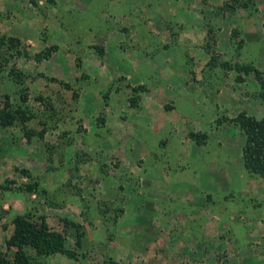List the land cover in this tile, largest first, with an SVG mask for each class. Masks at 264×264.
<instances>
[{"label":"rangeland","instance_id":"374dc122","mask_svg":"<svg viewBox=\"0 0 264 264\" xmlns=\"http://www.w3.org/2000/svg\"><path fill=\"white\" fill-rule=\"evenodd\" d=\"M192 1L144 0L135 20L132 6L121 9V3L0 0V245L5 250L16 231L14 219L31 213L35 221L44 218L76 254L31 249V264H229L232 244L216 260L188 256L201 245L195 232L188 234L192 244L182 240L195 200L190 203L184 194L181 178L200 164L176 155L185 143L206 146L213 139L224 143L228 156L231 143L242 147L246 140L231 119L242 111L264 113V86L254 71L237 69L254 66L264 76V58H254L258 50H249L237 26L231 28L232 12L263 14L264 3L212 0L210 13H223L228 31L217 37L206 19L202 44V28L176 22L180 6ZM205 1L196 0L193 9ZM119 33L125 52L109 47ZM100 60L106 67L96 65ZM140 127L157 130L146 129L143 141ZM158 127H176L179 135ZM204 136L207 142H199ZM160 166L166 178L157 182ZM223 166L240 171L252 182L251 193L261 195L205 190L209 214L264 207V177L246 169L243 154L236 165ZM174 175L178 181L170 178ZM173 180L181 183L179 194ZM233 221L247 223L249 213L241 210Z\"/></svg>","mask_w":264,"mask_h":264},{"label":"crops","instance_id":"0c3cea01","mask_svg":"<svg viewBox=\"0 0 264 264\" xmlns=\"http://www.w3.org/2000/svg\"><path fill=\"white\" fill-rule=\"evenodd\" d=\"M91 1H93L94 3H109L111 5L121 3L123 5L119 6L121 9H123L125 5L132 6V12H130L129 14L137 16V18H133L135 20L139 18L138 12L141 11V9H144V0H88V2ZM149 1H152V4L154 5H159V3L162 4V2L165 0ZM217 1H219V3H222L221 5H223V0ZM260 1L261 4L264 3L262 2L264 0ZM210 2H212V0L202 2L203 5L199 10H194L192 7L193 4L196 3V0H194V2L192 1L191 4H189L190 6H180V8L182 9V13H178L179 16H177L176 20V22L178 23L184 20L186 24L185 26H189V30H197L198 28H202V44L203 42L205 44V38H207L208 36V31H203V29H205L204 22L206 19H210V21L213 22L214 26H212V28H216L217 37L226 35V33L224 32L228 29L223 22V19L226 18L223 13H220L219 11L215 12L214 14H212V12L210 13V7H212V5L214 4H211ZM175 7L177 10L178 5L174 6V8ZM174 11H170L168 9L169 14L176 15ZM159 15L160 14L157 15L156 19L159 18ZM232 15L234 16V25L231 27L232 30L237 26L239 34L238 36L245 38V42L248 46H250L249 50L253 46L258 50L257 53L259 54L254 58H264V13L255 16H248L245 10L238 9L234 13L232 12ZM199 20L200 22H196ZM229 30L232 31L230 28ZM260 36L262 37V40L258 39ZM123 39V35L119 33L118 37L116 38L117 41L114 40V44H109V47H113V45H115V48H118L120 51L125 52L126 50L122 49L123 46H121L123 45ZM219 44L217 45V50L220 51ZM99 64H104L106 67L107 62L100 60V62L96 63V65L99 66ZM147 111L150 110L147 109ZM258 115L259 114H255V116L259 119L260 117H264V113H262L260 117ZM148 128L153 129V131L157 130L156 127H140V129L143 130L144 134V136H142L143 141L146 138V129ZM158 129H161L162 131L167 132L170 135H172L173 133L179 135L176 127H158ZM178 131L180 132V130ZM179 138L181 139L183 137L179 136ZM185 142L186 141H184L183 143ZM231 144V146H228V148L231 149V152L227 153L228 156H225V152L223 151L225 146L224 143H219L218 140L213 139H209V143L208 145L206 144V146H201L197 143H193V145L190 147V145H186L185 143L181 146L178 155H176L177 158L179 157L177 160L186 162L188 161L187 158L189 157L193 162L200 164V166L197 167L193 166L194 168L192 169L191 173L188 176L181 178V180H183L181 181V183L187 186L186 190L183 191L184 194H187L192 198V200H190V203L191 201L195 200V202H192L189 206V216L187 217V220L184 224V227L186 229V231L184 232L185 239L182 240L186 244L188 242L192 244V241L188 238V234L189 236H191V233L195 232L194 238H196V243H198V245H201V249L193 251V249L191 248L190 251H187L189 255L187 253L186 255H188L189 257L195 256L196 258L203 260H216V254L220 255V253L222 252L221 249H225L228 244H232L235 245L232 247H235L236 250L234 249L235 251L233 250V252L229 250L227 252L230 254L229 264H264V220L258 221V217L261 216L264 218V207H262V205L260 204H257L253 206L250 205L249 207L239 208L238 210H234V212L231 209L228 215L224 214V210L220 212L216 210L218 214L213 213L211 215L208 211L210 205L208 201L204 200L203 198V192L205 190L212 193L220 192L223 195H235L236 193L241 196H257V194L259 196L261 195L260 193H256L255 191L251 193L254 188L251 185L252 182L244 181L246 180V177H242L240 171H235V168L233 166L232 171L225 170L223 165L226 162H229L230 165L231 163L232 165H236L238 163L240 156H242L243 154V147L245 143L242 144V147H240L239 144ZM211 145H214L215 147L213 148L212 152L210 151V153L208 147ZM168 146L169 147H167V150L169 151V156L172 148L171 142ZM229 156L231 158H229ZM171 157L173 156H170V158ZM158 168L162 173L163 167L160 166ZM165 178V173H162L160 176L155 178V181L161 182L162 180L164 181ZM170 178L178 181L176 175H174V177L170 176ZM174 180L173 185H178V188L174 189L177 192L174 191V193L177 194L178 192H182L180 189L181 183H178ZM209 182L211 183L210 186ZM246 191L247 194L245 193ZM198 200L200 201L199 204L196 203V201ZM241 210H246L247 213H249L250 221H248L247 223H235V221H233V215H237ZM179 243L180 241L177 242V244Z\"/></svg>","mask_w":264,"mask_h":264},{"label":"trees","instance_id":"16d2710c","mask_svg":"<svg viewBox=\"0 0 264 264\" xmlns=\"http://www.w3.org/2000/svg\"><path fill=\"white\" fill-rule=\"evenodd\" d=\"M235 1H238V4L242 6H247L250 3V0ZM237 69L246 73L254 71L264 86V76L258 68L237 65ZM231 120L246 137L243 147L246 169L250 173L264 177V118L259 119L242 111ZM192 137L198 139V134L193 133ZM201 141L207 142V136H204V139L199 142ZM34 219L35 217L31 213L18 215L14 219L16 231L7 242V250L0 245V264H31L29 254L31 249H34L38 254L63 252L70 256H76L74 251L66 248L64 237L60 233L52 231L44 218H41V221Z\"/></svg>","mask_w":264,"mask_h":264}]
</instances>
